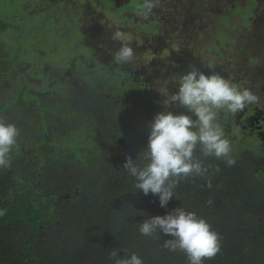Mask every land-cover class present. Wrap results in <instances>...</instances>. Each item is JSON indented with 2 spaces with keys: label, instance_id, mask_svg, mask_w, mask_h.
I'll use <instances>...</instances> for the list:
<instances>
[{
  "label": "trees",
  "instance_id": "1",
  "mask_svg": "<svg viewBox=\"0 0 264 264\" xmlns=\"http://www.w3.org/2000/svg\"><path fill=\"white\" fill-rule=\"evenodd\" d=\"M82 11L70 0H0V117L19 129L11 167L0 169V264H114L110 249L135 252L143 264H188L161 247L169 236L138 230L176 207L220 236L221 251L203 264H264V183L233 188L224 159L203 158L211 187L207 177L181 180L167 207L134 189L122 166L147 146L150 121L135 110L142 86L108 57L110 37L83 45L92 38ZM39 77H48L42 88Z\"/></svg>",
  "mask_w": 264,
  "mask_h": 264
},
{
  "label": "clouds",
  "instance_id": "2",
  "mask_svg": "<svg viewBox=\"0 0 264 264\" xmlns=\"http://www.w3.org/2000/svg\"><path fill=\"white\" fill-rule=\"evenodd\" d=\"M160 0H141L136 5L141 20L148 19ZM111 40L119 42L112 55L119 65L139 66L137 54L130 46L134 40L120 28L111 33ZM177 90L170 92L167 84L157 89L165 99L164 111L157 112L148 124L147 146L134 160L126 155L123 169L133 178V187L144 195L149 193L159 199L161 207H167L174 196V189L181 180L189 177H207L211 187L209 170L203 158L214 156L224 159L228 166L236 163L232 156L230 141L225 137L218 115L225 111L232 116L243 111L249 104L259 102V97L250 89H239L222 75L212 72L205 75L194 65L174 81ZM180 107L188 114H174L169 106ZM193 115L195 118H193ZM19 129L0 117V169L11 167L10 153L17 143ZM199 148L201 156H195ZM212 201L209 200L208 203ZM5 210L0 209V216ZM141 235L160 239V233L169 236L161 247L185 254L188 264H203L221 251L220 236L211 229L205 219L196 213L176 207L167 214L151 216L139 222ZM123 257L117 249H110L108 259L114 264H143L135 252Z\"/></svg>",
  "mask_w": 264,
  "mask_h": 264
},
{
  "label": "flooded vegetation",
  "instance_id": "3",
  "mask_svg": "<svg viewBox=\"0 0 264 264\" xmlns=\"http://www.w3.org/2000/svg\"><path fill=\"white\" fill-rule=\"evenodd\" d=\"M82 1L84 3L82 8L76 7L83 10L82 12L89 8L93 9L105 1L104 9L106 11L104 13L115 17V28L118 27V11L127 10L130 13V18L126 17V19L130 25H127V28H123L122 31L133 33L135 40L141 42L140 46H134L131 42L130 46L135 53L142 52L144 46H148L147 51L150 47L154 48L150 50L158 51L163 46L167 47L174 38L180 41V34L185 26L188 31L194 28L193 31L201 33L199 39L186 41L185 45L181 43V48L176 47V59H173V66H179L183 70V74L187 72L186 68L190 69L193 65L205 75L216 72L239 89L247 88L258 95V103L249 104L235 116L221 111L218 115V122L223 127L225 137L230 141L232 153L240 157L236 160L240 164L226 166L232 172L230 178L233 188L246 189L251 185L252 179L264 183V70L259 75L253 68L254 65L264 64V11L258 16L255 15L256 8L259 5L264 6V0H214L211 4H207L209 0H206V3L202 2L203 5L197 9H193L192 5L186 3L182 7L184 15L178 21L169 15L165 18L164 25L161 24L162 12L160 11H153L151 18L141 20L137 15V9L134 12L123 9L127 0L119 9L118 0H89V3L87 0ZM140 2L141 0H137V4ZM213 4L219 11L215 15L212 14ZM202 11L208 12L209 16L201 22L195 20L196 25L191 24L186 18L190 13L200 15ZM154 13L159 14L154 16ZM123 19L125 17H122ZM157 23H159V27ZM80 25L84 31L86 29L84 22L83 25ZM87 35L92 38V43L84 42L83 45L101 46V44H95L101 40L94 38L89 29H87ZM106 36L103 40L108 39V33ZM108 44L113 46V51L108 57L114 60L112 53L119 48V42L108 39ZM179 49V54H177ZM244 50H246V54H244ZM99 59L103 61V58ZM183 61L185 62L183 63ZM114 65L120 74L128 73L125 76L126 79L139 82L142 86L137 91L135 110L147 123L153 119L157 112L165 110L162 103L165 97L157 91L158 87L150 85L142 73L132 72L129 65L123 67L115 60ZM41 70L43 71V69ZM46 79L39 77L34 83L42 88ZM171 85L170 83L167 86L169 91H176V85ZM121 89L122 87L117 86L107 94V97L118 101V97L122 95ZM167 110L174 114H188L186 109L171 105ZM193 118H195L194 115ZM93 147L96 146H91L90 149Z\"/></svg>",
  "mask_w": 264,
  "mask_h": 264
},
{
  "label": "rangeland",
  "instance_id": "4",
  "mask_svg": "<svg viewBox=\"0 0 264 264\" xmlns=\"http://www.w3.org/2000/svg\"><path fill=\"white\" fill-rule=\"evenodd\" d=\"M87 1L88 3L90 2L89 0ZM213 1L214 0H209L207 4H211ZM124 2L125 0H118V9ZM202 2L206 3V0H160V5L153 11L162 12L161 24L164 25L165 18H167L169 15L174 17L175 21H178V19H180L184 15V12H182V7L184 4L187 3V5H192L193 9H197L203 5ZM70 3L72 4V6L79 8H82V6L84 5L82 0H70ZM104 5L105 1H102L101 3L96 5L95 8H89L88 10H85L86 13L83 14L84 27L90 30L94 38L100 40H103V38L107 37V33L108 36L111 38L110 34L112 33V31H114L116 26L115 17H111L104 13V11H106V9H104ZM136 5L137 0H127V2L122 8L130 10V12H134L137 9ZM222 5H224V3H222ZM213 8L214 9L212 11V14L215 15L216 13H219V11L216 9L215 4H213ZM263 11L264 6L259 5L255 10V15L258 16L259 14L263 13ZM129 14L130 13L127 10H122L121 12L118 11V28H120L121 30H123V28H127V25H130V22L128 21V19H126V17L130 18ZM157 14H155V16ZM94 15H98L100 18L95 17ZM207 16H209V13L202 11L200 15H193L190 13L186 18L189 19L191 24L196 25V23L194 22L195 20L201 22L205 20ZM122 17H125V19L122 20ZM37 29L38 31L44 33L47 30V24L45 25V28L40 26ZM193 30L194 28L188 31V28L185 26L182 33L180 34V41H178L177 38H174V40L171 41L167 47L164 48L163 46L158 51L150 50L154 49L152 47H150L149 51H147L148 46H144L142 52L136 53L137 63L139 64V66L133 69L129 65V69L132 72H138L139 74L142 73L145 77L143 78L146 79L150 85L158 87L159 89L162 88L165 84H167V86L170 83L172 84L171 86L176 85L174 81L177 79L178 75L183 74V70L179 66H173V59H176V47L178 46V48H181V43L185 45L186 41L189 42L191 40L199 39L201 33ZM125 33L132 35V37L134 38V40L132 41L134 46L141 45V42L135 40V35L133 33ZM59 45L60 43L58 42L57 46ZM65 47L68 48L66 42ZM179 51L180 49L178 50L177 54H179ZM244 54H246V50H244ZM55 57L53 58V60H57L58 65H61L65 58L64 56H61L59 54L55 55ZM251 57L253 58V56ZM184 62L185 61H183V63ZM253 68L260 75L264 70V64L254 65ZM189 70V68H186V71ZM36 86L37 88H40L38 84H36Z\"/></svg>",
  "mask_w": 264,
  "mask_h": 264
}]
</instances>
